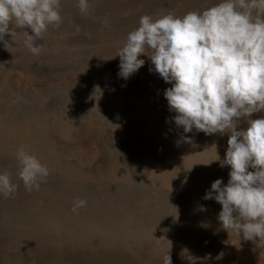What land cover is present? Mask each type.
Instances as JSON below:
<instances>
[{
	"label": "rangeland",
	"instance_id": "1",
	"mask_svg": "<svg viewBox=\"0 0 264 264\" xmlns=\"http://www.w3.org/2000/svg\"><path fill=\"white\" fill-rule=\"evenodd\" d=\"M218 2L89 0L81 13L61 0L63 22L35 41L39 55L13 24L0 42V172L18 188L0 194V264H264V239L225 230L222 206L203 199L216 179L228 182L230 167L214 161L228 134L177 127L164 98L172 85L147 55L128 80L118 76L142 16L180 18ZM21 148L50 170L39 191L18 177ZM78 199L87 206L73 212Z\"/></svg>",
	"mask_w": 264,
	"mask_h": 264
},
{
	"label": "clouds",
	"instance_id": "2",
	"mask_svg": "<svg viewBox=\"0 0 264 264\" xmlns=\"http://www.w3.org/2000/svg\"><path fill=\"white\" fill-rule=\"evenodd\" d=\"M77 6L86 13L89 0H77ZM60 7L61 0H0V42L7 43L6 34L13 37L14 24L24 30L32 54L39 55L43 45L35 41L50 26L62 24ZM144 55L153 66L149 71L172 85L164 98L177 127L184 133L228 134L225 157L214 160L221 168L230 167L228 182L216 179L203 199L222 206L218 220L225 230L246 240L264 239V117L251 118L264 111V0H219L180 18L144 15L117 55L118 76L128 80L138 72ZM242 118L245 128H239ZM181 139L196 146L189 136ZM16 158L25 189L39 191L49 168L23 148ZM17 188L11 173L0 172V194L9 198ZM86 206V200L78 199L72 211ZM222 257L220 253L216 259Z\"/></svg>",
	"mask_w": 264,
	"mask_h": 264
}]
</instances>
